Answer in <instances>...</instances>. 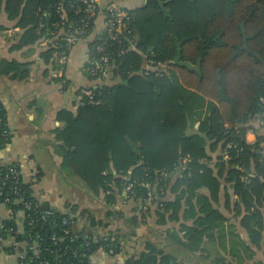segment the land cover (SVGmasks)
<instances>
[{
    "label": "trees",
    "instance_id": "obj_1",
    "mask_svg": "<svg viewBox=\"0 0 264 264\" xmlns=\"http://www.w3.org/2000/svg\"><path fill=\"white\" fill-rule=\"evenodd\" d=\"M51 3L54 0H0V8L4 4L8 18L16 20V25L23 29L16 48L35 43L41 46L33 10L36 5ZM131 12L137 45L144 53L167 61L172 68L162 77H146L140 73L141 54L114 56L110 80L117 82L90 86L100 103L90 104L83 96L77 116L68 110L58 115L67 124L57 132L58 139L64 142L62 148L70 147L68 151L63 149L65 166L80 175L94 192L103 191L107 203L114 201L113 187L123 189L127 180L141 183L134 188L132 198L141 199L144 205L148 197L144 183L164 185L165 193L150 201L157 208L158 223L179 219L186 203V217H193L194 225L184 226L185 241L178 242L191 251L201 249L204 240L211 238L221 225L224 218L214 202L225 187L223 183H231L248 211L244 224L252 240H264V161L260 160L258 143L246 142V128H235L247 123L263 105L264 0H147ZM88 48L93 54L92 43ZM42 49L46 63L64 68L66 63L58 62L56 49ZM0 73L25 80L29 67L2 59ZM0 104L2 123L7 124L1 100ZM197 120L199 133L188 135V127ZM225 122L232 126L228 133ZM10 140L0 136V148ZM208 140L212 141L209 146ZM231 140L237 146L230 149V159L213 164L207 148L215 151ZM188 155L191 160L182 164ZM239 163L245 172L236 167ZM178 171L173 184V175ZM162 172L170 174L167 181L162 179ZM246 173L252 175L242 180ZM22 188L29 192L26 200H37L31 183L22 184ZM201 189H207L209 194ZM168 191L177 194L174 200L166 199ZM4 197H11L7 206L23 209V200L14 198L8 190L0 197V203ZM236 206L240 211L238 202ZM39 210H50L52 214L43 219L28 211L33 223L29 226L24 222L16 238L25 240L29 233L33 238L40 236V249L28 252L19 264H93V256L100 250L111 258L121 257L123 264H180L173 254L152 241L146 242L143 251L130 255L125 239L135 235V229L110 230L108 223L98 220L88 209L68 203L60 210L41 202ZM136 219H131L132 227L139 225ZM3 222L6 227L20 228L14 218ZM81 222L83 227L78 229ZM6 234L0 228V236ZM1 250L13 253L10 246Z\"/></svg>",
    "mask_w": 264,
    "mask_h": 264
},
{
    "label": "crops",
    "instance_id": "obj_2",
    "mask_svg": "<svg viewBox=\"0 0 264 264\" xmlns=\"http://www.w3.org/2000/svg\"><path fill=\"white\" fill-rule=\"evenodd\" d=\"M130 1L125 0V3L135 9L144 6L147 0H132L134 4H130ZM16 22L8 18L3 4L0 8V27L3 28L0 32V61L5 59L27 64L29 77L17 80L0 73V100L12 132L10 142L0 148V163L18 164L26 180L31 183L37 200L60 210L68 203L88 209L98 220L108 223L110 230L121 229L123 232L134 228L136 234L125 239L130 255L143 251L146 242L152 241L165 252L173 254L180 264H264V240H252L244 224V216L248 211L231 183H223L226 188L221 189L218 200L214 202V207L224 218L221 225L214 230L211 238L204 240L201 249L191 251L178 242V239L185 241L184 226L194 225V218L189 215L186 217V203L180 210L179 219H167L166 223L159 224L157 208L153 203L147 201L144 205L141 199H125L121 186L113 187L114 201L107 203L103 191L94 192L80 175L67 168L63 149L68 151L70 147L64 145L62 148L64 142L57 137V132L65 129L67 124L58 115L68 110L77 116L82 104L81 90L95 83L83 69L89 54L88 44L82 41L72 48L68 61L60 69L56 63L44 61L42 46L36 43L22 48L14 46L23 33ZM192 66L188 63V67ZM116 82L109 79L108 84ZM261 99L264 103V98ZM199 126L200 120L190 124L187 134L199 133ZM249 139L254 140V136L250 135ZM211 143L208 140L207 145ZM207 150L212 156V163L218 162L222 156V145L215 151ZM112 172L117 173L114 168ZM179 174L180 171L173 175V184ZM201 192L209 194L207 189H201ZM176 195L168 191L166 199L174 200ZM7 215V208L0 206V216ZM133 217L137 218V227L131 226ZM82 227L81 222L78 229ZM92 262L123 264L121 257L111 258L103 250L93 256ZM0 264H19V260L15 254L1 250Z\"/></svg>",
    "mask_w": 264,
    "mask_h": 264
},
{
    "label": "built area",
    "instance_id": "obj_3",
    "mask_svg": "<svg viewBox=\"0 0 264 264\" xmlns=\"http://www.w3.org/2000/svg\"><path fill=\"white\" fill-rule=\"evenodd\" d=\"M130 8L125 0H54L47 6L36 5L33 13L37 19L34 24L36 34L41 37L40 45L49 46L57 51L55 55L60 64H65L72 48L78 43L84 41L87 44H93V54H88L87 62L84 65V71L93 78L94 85L108 83L114 65L111 63L114 56L123 57L125 55H133L135 53L143 56V66L140 73L143 76H164L169 69L170 63L157 59L153 54H146L137 45V29L134 25V19ZM73 14L70 16V14ZM82 97H87L90 104H99L100 100L95 99L93 90L88 87L81 90ZM0 104V109H1ZM3 118L0 116V136L4 140L11 138V129L7 124H3ZM226 133H228L232 126L225 124ZM238 128L245 129V140L247 143H258L260 160L264 161V103L259 111L254 113L251 118L244 124H237ZM254 136V140H250L249 136ZM237 143L234 141H226L222 146V156L218 161L230 159V149L236 148ZM191 160L188 155L181 161L182 164H187ZM179 166H177L178 168ZM236 167L245 172L244 166L239 163ZM241 177L242 180H247L251 173H246ZM162 179L166 180L170 174L168 172L161 173ZM167 181V180H166ZM29 182L24 177L21 168L15 163H0V197L4 196L5 190L14 198L23 200V209L16 210L7 206L11 202V197H4L0 206H4L8 210L7 216H0V228L7 234L0 236V249L4 246L13 248V253L19 259L24 260L27 253L40 249L41 237L33 238L29 233L25 240H18V234L24 227V222L30 226L33 223V217L28 211H34L39 214L41 218L45 219L52 214V211L39 210L40 201L25 199L29 193L27 189L22 188V184ZM141 184L136 180H127L123 184L124 198L131 199L136 185ZM148 188V197L146 201L153 200L155 195L164 194L165 186L158 187L151 185L150 181L144 183ZM14 218L15 223L20 228L15 226L6 227L5 219ZM264 219V207H263ZM67 223V220L63 221ZM89 224L88 220L84 221ZM83 222V223H84ZM55 222L53 223V227ZM68 232V231H66ZM55 239V237H53ZM113 250L110 251V254ZM91 263V261H90ZM72 264V263H71ZM81 264V263H78Z\"/></svg>",
    "mask_w": 264,
    "mask_h": 264
},
{
    "label": "rangeland",
    "instance_id": "obj_4",
    "mask_svg": "<svg viewBox=\"0 0 264 264\" xmlns=\"http://www.w3.org/2000/svg\"><path fill=\"white\" fill-rule=\"evenodd\" d=\"M130 4L132 3V4H134V2L131 0L130 2H129ZM137 3V2H136ZM135 3V4H136ZM75 198H78L77 196H74Z\"/></svg>",
    "mask_w": 264,
    "mask_h": 264
},
{
    "label": "water",
    "instance_id": "obj_5",
    "mask_svg": "<svg viewBox=\"0 0 264 264\" xmlns=\"http://www.w3.org/2000/svg\"><path fill=\"white\" fill-rule=\"evenodd\" d=\"M49 206L48 205H46V208H48Z\"/></svg>",
    "mask_w": 264,
    "mask_h": 264
}]
</instances>
